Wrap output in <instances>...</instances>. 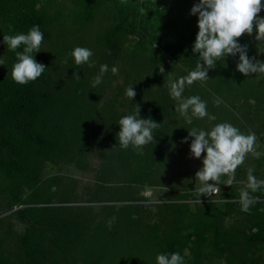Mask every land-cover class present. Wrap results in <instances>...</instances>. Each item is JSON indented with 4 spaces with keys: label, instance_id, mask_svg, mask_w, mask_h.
Masks as SVG:
<instances>
[{
    "label": "rangeland",
    "instance_id": "374dc122",
    "mask_svg": "<svg viewBox=\"0 0 264 264\" xmlns=\"http://www.w3.org/2000/svg\"><path fill=\"white\" fill-rule=\"evenodd\" d=\"M53 2L54 7L63 9L64 20L50 38L37 44L34 54L38 68L56 88L52 93L58 92L55 97L62 100L75 95L69 87L80 83L76 95L80 99L71 101L78 102L92 121H83L85 135L91 132L93 124L96 127L95 147L77 151L73 158L66 155L56 162L45 161L39 169L40 178H54L50 186L54 194L46 206H60L59 217L68 223H73L74 216L79 220L87 217L89 222V229H79L83 235L80 242L76 228H68L66 236L59 235L60 264H84L87 256L96 258L102 253L108 259L104 264H124L125 256L139 257L140 264H154L152 245L144 248L145 255L127 243L134 238L127 225L131 221L133 227L132 220L138 218L142 222L155 221L167 202L185 203L187 217L207 202L223 210L221 203L234 201L233 209L225 212L221 224L231 231L241 227L246 203L264 200V0H233L226 6V11L240 6L249 8L247 50L243 54L226 50L216 55L207 48L193 57L171 58L165 54L162 62L154 63L148 58L150 52L133 53L130 37L121 41L117 55L105 54L96 38L108 19L100 23L102 18L97 14L91 25L76 27L65 14L73 7L69 0ZM66 26L69 31L64 36ZM59 40L75 46L69 54L72 63L79 58L85 60L80 68L81 80H73L74 71L69 66L65 68L66 57L58 53L54 44ZM6 56L0 32V73L4 75L8 74ZM235 70L243 73V80L232 82L231 90L224 85L218 87V79ZM259 95L262 99L256 101L255 96ZM54 103L60 100L56 98ZM154 105L163 109L152 125L145 115ZM74 106L69 108V119ZM154 128L159 137L158 152L152 154L154 166L149 180L133 184L129 193L134 195L133 199L113 202L120 209L110 214L107 206L111 203L105 197L118 180L105 168L109 167L105 154L110 150L112 131L119 130L122 136L141 141L145 131ZM137 153L131 150L132 161ZM77 158L80 163H76ZM101 176H105L104 180L99 179ZM19 192L29 202L30 189L21 183ZM223 193L225 196H221ZM23 206L26 205L10 206L7 194L0 190V252L9 257L10 263L22 255L19 234L25 224L16 217L15 210ZM102 220L103 233L98 244L93 245L90 230ZM172 226L168 222L166 227ZM185 229L186 226L182 227L180 234ZM198 239V250L210 248L209 236ZM49 242L47 239L41 247L45 252ZM175 250L172 246L171 252L177 256ZM181 250V264H193L191 250ZM249 252L248 257L257 263L264 259V248L252 247ZM231 262L237 264L236 257L226 251L209 255L200 264Z\"/></svg>",
    "mask_w": 264,
    "mask_h": 264
},
{
    "label": "trees",
    "instance_id": "16d2710c",
    "mask_svg": "<svg viewBox=\"0 0 264 264\" xmlns=\"http://www.w3.org/2000/svg\"><path fill=\"white\" fill-rule=\"evenodd\" d=\"M231 1L69 0L73 9L65 14L72 18L73 25L79 27L91 25L97 14L102 18L100 23L108 19L107 24L102 23L95 37L105 54L117 55L121 41L130 37L133 53L136 50L143 54L150 52L148 58L154 63L162 62L165 54L171 58L180 55L193 57L207 48L216 55L226 50L243 54L247 50L249 8L240 6L226 11ZM53 5V0H0V32L6 46L8 69V74L0 73V190L7 194L10 206L26 205L15 210L16 217L25 224L19 234L22 255L10 263L9 257L0 252V264H60L59 235L66 236L68 228H76L80 242L83 235L79 229H89L87 217L79 220L74 216L73 223H68L59 217L60 206H46L54 194L50 191L54 178H40L38 175L43 162H56L66 155L73 158L77 151L95 147L96 140L94 124L91 132L85 135L83 121L90 124L92 121L81 105L73 101L80 99L76 97L80 83L69 87L75 95L62 100L55 97L58 92H52L56 88L38 68L34 54L37 44L50 38L51 32L64 20L63 9ZM66 28L69 27H65L64 36L68 35L69 29ZM54 44L58 53L66 57L65 68L71 67L74 71L71 76L78 81L85 60L70 61L69 54L75 50L71 43L59 40ZM243 78L240 70L227 71L218 79L217 85L231 90L234 88L232 82ZM69 89L66 92L69 93ZM261 96H255V100L261 101ZM56 98L60 103H54ZM72 106L75 110L69 119ZM162 109L160 105L149 108L145 115L147 123L153 125ZM111 135L110 150L105 154V164L109 167L105 165V168L119 181L105 197L111 203L107 206L110 214L120 209L113 202L133 199L134 195L131 197L129 194L133 184L149 180L154 166L152 154L158 152L156 141L159 138L155 128L145 131L141 141L122 136L119 130L112 131ZM133 148L138 153L132 161L129 155ZM76 163H80L79 158ZM104 178L99 177L100 180ZM21 183L30 189L29 202L19 192ZM233 205L234 201L221 203L222 210L207 202L186 217L189 210L185 203L167 202L155 221L149 223L142 222L141 218L134 219L133 227L129 222L127 229L133 231L134 238L127 243L135 246L139 254L152 245L154 264H181V249L184 247L191 250L193 264H200L203 258L222 255L226 251L235 255L237 264H264V259L257 263L248 257L250 248H264V200L247 202L240 218L241 227L231 231L226 230L221 221ZM168 222L173 225L171 228L166 227ZM185 226V231L180 234ZM103 230L102 220L90 230L91 244H98ZM205 236H209L211 246L208 250H198L196 238ZM47 239L50 242L45 252L41 247ZM172 246L176 247L177 256L171 252ZM236 250L238 253L235 254ZM125 258L124 264L141 263L137 256ZM107 260L102 253L96 258L87 256L84 264H104Z\"/></svg>",
    "mask_w": 264,
    "mask_h": 264
}]
</instances>
